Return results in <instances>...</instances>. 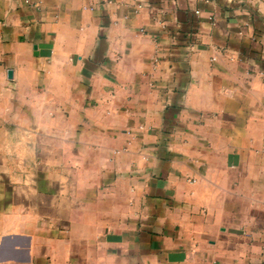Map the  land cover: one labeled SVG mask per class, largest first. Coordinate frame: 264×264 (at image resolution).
<instances>
[{
	"label": "crops",
	"instance_id": "1",
	"mask_svg": "<svg viewBox=\"0 0 264 264\" xmlns=\"http://www.w3.org/2000/svg\"><path fill=\"white\" fill-rule=\"evenodd\" d=\"M263 135L264 0H0V264H264Z\"/></svg>",
	"mask_w": 264,
	"mask_h": 264
},
{
	"label": "water",
	"instance_id": "2",
	"mask_svg": "<svg viewBox=\"0 0 264 264\" xmlns=\"http://www.w3.org/2000/svg\"><path fill=\"white\" fill-rule=\"evenodd\" d=\"M12 74L11 70L8 71V75L10 76Z\"/></svg>",
	"mask_w": 264,
	"mask_h": 264
},
{
	"label": "built area",
	"instance_id": "3",
	"mask_svg": "<svg viewBox=\"0 0 264 264\" xmlns=\"http://www.w3.org/2000/svg\"><path fill=\"white\" fill-rule=\"evenodd\" d=\"M263 150H264V135H263Z\"/></svg>",
	"mask_w": 264,
	"mask_h": 264
}]
</instances>
